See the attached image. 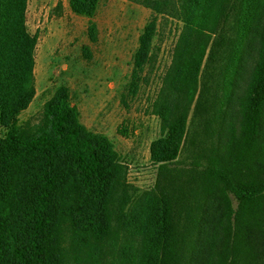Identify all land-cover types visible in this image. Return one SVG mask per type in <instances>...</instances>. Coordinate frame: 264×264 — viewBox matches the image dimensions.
I'll use <instances>...</instances> for the list:
<instances>
[{"label":"rangeland","instance_id":"374dc122","mask_svg":"<svg viewBox=\"0 0 264 264\" xmlns=\"http://www.w3.org/2000/svg\"><path fill=\"white\" fill-rule=\"evenodd\" d=\"M189 3L99 0L95 14L89 17L76 13L69 0H27L25 26L35 37V93L16 115V125L33 132L42 124L46 102L64 88L87 131L104 134L112 142L115 164L101 195L94 187L86 191L74 177H64L57 190L43 199L37 164L19 169L12 178L4 177L0 181V217L10 232L2 264H11L10 242L30 243L35 229L30 211L42 200L48 204L39 215L48 217L53 225V264H151L146 261L154 246L145 240L157 215L154 193L160 169L151 157V146L168 136L187 108L185 129L190 126L203 82V71L197 65L201 57L202 67L207 59L214 35L209 29L217 20L212 0L198 10L199 27H191L187 22ZM251 3L255 9L262 0ZM151 22L149 50L138 55L141 34ZM251 44L245 46L247 52ZM235 51L233 42L226 61V68L233 71L232 83L224 87L222 82L218 91L222 103L217 118L224 127L234 110L235 84L247 66V53L239 56ZM224 75V71L216 75L220 87ZM201 122L196 119L193 129ZM9 128L0 122V138ZM195 152L196 142L183 145L175 163L165 171L166 180L194 181L191 161ZM58 165L73 172L71 160L65 157L59 158ZM218 200L212 198L204 210L202 241H206L211 218L218 213ZM80 216L85 226L78 225ZM196 255V264H200L202 251Z\"/></svg>","mask_w":264,"mask_h":264},{"label":"trees","instance_id":"16d2710c","mask_svg":"<svg viewBox=\"0 0 264 264\" xmlns=\"http://www.w3.org/2000/svg\"><path fill=\"white\" fill-rule=\"evenodd\" d=\"M98 1L69 3L76 13L92 17ZM211 1L190 0L187 22L191 27H199L198 10ZM213 2L217 20L209 29L214 35L207 59L203 67L202 57L197 65L203 71V82L190 126L185 129L187 108L168 136L151 146V157L160 169L154 193L157 215L145 240L154 248L146 263L196 264V252L201 250L200 264H264V0L255 9L251 0ZM26 3L27 0H0V122L10 126L6 136L0 138V181L12 178L21 168L37 164L43 199L57 190L64 177H74L86 191L94 187L101 195L114 169L113 144L104 134L87 131L66 89L57 90L46 102L42 124L33 132L15 123L16 115L35 93V37L25 26ZM251 17L252 26L248 24ZM91 24L93 27L94 23ZM242 36L244 39L240 40ZM151 37L152 22L141 34L138 55L148 52ZM233 42L239 56L247 53V66L240 71L235 84L234 110L224 127L217 118L222 103L218 91L222 82L224 87L232 83L233 71L226 68V61ZM251 42L247 52L245 46ZM223 71L220 87L216 75ZM196 119L202 122L193 129ZM189 142H196L191 161L196 172L194 181L166 180L168 166L175 163L180 149ZM60 157L71 160L73 172L68 166L59 167ZM163 178L166 181H160ZM212 198L219 199L218 213L211 218L206 241H202L200 225ZM47 204V200H42L30 211L35 219L30 243L10 242L11 264H53V225L48 217L39 215ZM77 220L78 225L85 226L81 216ZM91 225L97 227V223ZM9 232L6 221L0 217V264Z\"/></svg>","mask_w":264,"mask_h":264}]
</instances>
